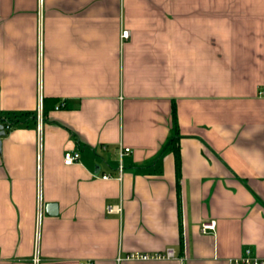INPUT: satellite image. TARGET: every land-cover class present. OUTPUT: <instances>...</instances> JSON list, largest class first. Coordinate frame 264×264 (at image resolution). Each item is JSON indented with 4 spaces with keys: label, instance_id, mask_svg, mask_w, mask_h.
<instances>
[{
    "label": "crops",
    "instance_id": "crops-1",
    "mask_svg": "<svg viewBox=\"0 0 264 264\" xmlns=\"http://www.w3.org/2000/svg\"><path fill=\"white\" fill-rule=\"evenodd\" d=\"M0 120V264L264 257V0H0Z\"/></svg>",
    "mask_w": 264,
    "mask_h": 264
},
{
    "label": "built area",
    "instance_id": "built-area-1",
    "mask_svg": "<svg viewBox=\"0 0 264 264\" xmlns=\"http://www.w3.org/2000/svg\"><path fill=\"white\" fill-rule=\"evenodd\" d=\"M130 32L128 30H124L122 33V38L129 37ZM63 105V103H62ZM56 108H60V105H57ZM37 120L39 125L43 122V109H42V103L39 106V109L37 111ZM11 125L8 123H4V129H9ZM131 147L128 146H122L121 148V157L125 153L131 152ZM81 158V152L78 150H67L64 153V162L65 164L71 165L79 161ZM119 175L117 178L119 180H122L123 178V171H124V165L121 161L119 167ZM113 176L109 173H105L102 175L103 179H110ZM123 211L122 203H110L107 205V212L110 214L117 213L121 214ZM216 229V220H210L205 221L201 225V230L204 233H208L211 231H214ZM177 256L176 249L174 247H167L164 250L161 251H154V252H131L127 254L125 257H119L120 259H139V260H150V259H171L175 258ZM231 264H264V257H260L253 254V251L250 247L246 248L244 253L238 257H234L230 260ZM79 264H93L91 260H83L80 261Z\"/></svg>",
    "mask_w": 264,
    "mask_h": 264
},
{
    "label": "trees",
    "instance_id": "trees-1",
    "mask_svg": "<svg viewBox=\"0 0 264 264\" xmlns=\"http://www.w3.org/2000/svg\"><path fill=\"white\" fill-rule=\"evenodd\" d=\"M173 120H174V123L176 125V127H178V122H177V116H176V108L174 107L173 109ZM0 123H4V121L0 120ZM9 124L12 126V124L9 122ZM8 130V129H7ZM175 140L176 139H172L169 144L172 145L173 144V147L175 148V156H176V166H177V171H180V154H179V148L175 147Z\"/></svg>",
    "mask_w": 264,
    "mask_h": 264
},
{
    "label": "water",
    "instance_id": "water-1",
    "mask_svg": "<svg viewBox=\"0 0 264 264\" xmlns=\"http://www.w3.org/2000/svg\"><path fill=\"white\" fill-rule=\"evenodd\" d=\"M6 131L4 129V124L0 123V138L1 136L5 135ZM1 143V140H0ZM47 213L50 215H57L58 214V205L57 203H48L47 204Z\"/></svg>",
    "mask_w": 264,
    "mask_h": 264
}]
</instances>
